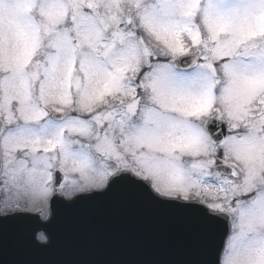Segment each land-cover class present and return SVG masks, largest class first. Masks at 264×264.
I'll use <instances>...</instances> for the list:
<instances>
[{
	"label": "snow or ice",
	"instance_id": "obj_1",
	"mask_svg": "<svg viewBox=\"0 0 264 264\" xmlns=\"http://www.w3.org/2000/svg\"><path fill=\"white\" fill-rule=\"evenodd\" d=\"M100 200L208 243L40 258ZM0 264H264V0H0Z\"/></svg>",
	"mask_w": 264,
	"mask_h": 264
},
{
	"label": "water",
	"instance_id": "obj_2",
	"mask_svg": "<svg viewBox=\"0 0 264 264\" xmlns=\"http://www.w3.org/2000/svg\"><path fill=\"white\" fill-rule=\"evenodd\" d=\"M52 226L55 247L42 259H130L165 256L208 237L193 224L165 211L112 201H82L68 207L56 203ZM11 224L10 234L18 231Z\"/></svg>",
	"mask_w": 264,
	"mask_h": 264
}]
</instances>
